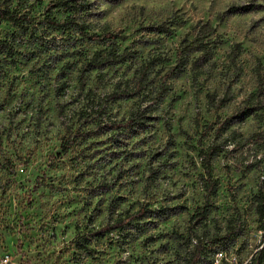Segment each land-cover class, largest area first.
Masks as SVG:
<instances>
[{"label":"rangeland","instance_id":"obj_1","mask_svg":"<svg viewBox=\"0 0 264 264\" xmlns=\"http://www.w3.org/2000/svg\"><path fill=\"white\" fill-rule=\"evenodd\" d=\"M54 1L0 0L36 19L0 24V264H264V10L216 20L264 0H84L120 63L37 24ZM198 22L212 60L171 74Z\"/></svg>","mask_w":264,"mask_h":264},{"label":"trees","instance_id":"obj_2","mask_svg":"<svg viewBox=\"0 0 264 264\" xmlns=\"http://www.w3.org/2000/svg\"><path fill=\"white\" fill-rule=\"evenodd\" d=\"M113 2H119L121 0H112ZM91 5L84 0H56L51 2L45 8L42 16L43 20L39 21L37 24L45 25L46 28L55 31H76L82 37L87 36L88 40L91 42L107 43L110 47L109 52L105 55L104 61L108 63H120L128 58V53H117V43L116 40L120 39L119 35H112L105 33L103 35H88L85 33V28L75 22V18L86 12ZM257 10H264V5L247 4L242 6L231 5L221 14L216 16V20L223 21L226 16L240 14V13H251ZM55 11H62L67 14L68 17L64 21H58L53 17ZM36 21L35 18H30L27 15H19L16 13H11L6 9H0V24L3 22H9L16 26H29ZM172 23L165 22L158 25L154 32L158 35L170 36L172 33ZM193 37L188 39L183 38L178 45L175 64L170 69V73L177 75L181 74L189 63V57L193 54H197V59L192 63L191 69L193 71L199 72L205 66H207L213 58V52L215 46L218 44L219 36L217 35L215 29L208 22H198L193 27ZM253 98V95L249 97L246 101L248 102ZM254 111L252 106H245L239 113L240 116L248 117L251 112ZM140 215L128 216L118 222H116L112 227H105L101 230L102 233L109 232L111 229H118L128 222L133 221ZM218 252L217 251L215 255ZM214 255V257H215ZM213 257V258H214Z\"/></svg>","mask_w":264,"mask_h":264},{"label":"built area","instance_id":"obj_3","mask_svg":"<svg viewBox=\"0 0 264 264\" xmlns=\"http://www.w3.org/2000/svg\"><path fill=\"white\" fill-rule=\"evenodd\" d=\"M264 246V242L261 244V248ZM223 259H227V255L224 252H218L215 257H214V263L216 264L217 262L223 260Z\"/></svg>","mask_w":264,"mask_h":264}]
</instances>
